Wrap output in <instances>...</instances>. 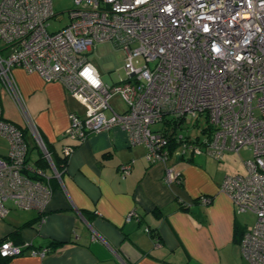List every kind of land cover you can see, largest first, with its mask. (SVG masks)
Masks as SVG:
<instances>
[{
    "label": "built area",
    "instance_id": "obj_1",
    "mask_svg": "<svg viewBox=\"0 0 264 264\" xmlns=\"http://www.w3.org/2000/svg\"><path fill=\"white\" fill-rule=\"evenodd\" d=\"M74 1L77 7L69 11L68 24L53 32L49 21L56 16L54 0L0 2V80L21 111L28 116L12 79L17 66L47 82H61L84 106L83 113H70L66 135L72 139L86 141L121 128L133 144L146 147L151 164H166L173 143L219 157L226 150L251 151L248 172L226 176L221 190L239 212L256 214L255 225L243 234L241 251L253 264H264V0ZM104 41L127 53L126 77L119 76L113 85L103 81L88 58ZM137 57L145 63L135 65ZM115 94L125 100L124 112L111 105ZM169 114L175 119L165 129L151 127L164 123ZM189 115L206 117L204 141L176 132ZM0 137L9 144L0 153V217L10 212L8 202L44 213L55 189L47 171L33 160V142L38 158L58 177L53 153L31 122L27 129L4 116L1 96ZM72 150L65 146V155ZM131 169V164L123 165V176ZM164 178L170 184L180 181L173 167L166 168ZM49 250L35 249L32 255L44 258ZM22 253L12 241L0 243L3 257Z\"/></svg>",
    "mask_w": 264,
    "mask_h": 264
},
{
    "label": "crops",
    "instance_id": "obj_2",
    "mask_svg": "<svg viewBox=\"0 0 264 264\" xmlns=\"http://www.w3.org/2000/svg\"><path fill=\"white\" fill-rule=\"evenodd\" d=\"M12 79L28 114L25 125L15 123L28 129L31 122L53 160L66 161L58 177L46 169L55 192L44 213L10 204L0 217V242L6 238L24 249L8 264H244L241 235L249 226L243 217L252 213L237 210L221 190V175L212 178L192 165L197 163L179 166L174 150L166 164H151L146 147L133 144L121 128L72 139L66 135L70 113L79 112L63 84L20 66ZM65 146L73 147L69 155ZM33 147L38 150L34 142ZM126 164L132 169L123 176ZM168 167L175 168L179 182L165 181ZM51 242L60 244L44 258L32 255Z\"/></svg>",
    "mask_w": 264,
    "mask_h": 264
},
{
    "label": "rangeland",
    "instance_id": "obj_3",
    "mask_svg": "<svg viewBox=\"0 0 264 264\" xmlns=\"http://www.w3.org/2000/svg\"><path fill=\"white\" fill-rule=\"evenodd\" d=\"M75 7H77V3L74 0H54L56 16L49 21V31L53 32L65 27L69 22V11ZM126 57L127 53L125 49L118 47L113 41L98 43L92 52L88 53L89 60L98 68L103 81L109 85H113L119 81V76H122L123 78L126 77V71L124 69ZM144 63L145 61L141 57H137L134 61L135 65H143ZM0 94L3 101L4 116L14 122L25 125L26 119L24 118L23 112L13 99L10 90L4 86L1 81ZM70 97L72 107L79 113H83L85 111L84 106L74 97ZM110 103L117 112L121 113L127 109L125 100L119 94H115L110 99ZM107 115L109 116L110 112H107ZM166 119L173 120L175 119V115L169 114ZM151 127L153 129L161 130L163 128L165 129L167 125L160 122L158 124H153ZM207 127L208 122L205 116L199 115L197 120V117L189 115L185 119L181 120V126L176 128V132L178 134H184V136L188 137L191 141H195L198 138L200 141H204L208 134L203 130ZM67 140L70 139L68 138ZM8 149V141L0 137V153L4 154L8 151ZM174 153L175 154L173 156H175V162L179 166L197 163L198 165H192L199 169H204L209 175H211L212 178L218 177L217 174L221 175L223 180L228 175H245L248 172L246 161L251 159L253 156L251 151L243 149L240 152L226 150L225 154L219 157L207 149H203L198 152L190 146H188V148L184 146H177L174 149ZM38 154V150H34L32 152V157L37 158ZM181 156L183 157L179 160V157ZM191 159H193V161L189 162ZM191 177V179L196 180L198 175L195 173L192 174ZM7 204L10 205L11 202H8ZM25 211L28 212L27 210ZM252 214H246L243 217L246 225L249 226V229L255 225L257 219L256 214ZM31 232L32 230L26 231L27 234ZM242 260L244 264H253L246 258Z\"/></svg>",
    "mask_w": 264,
    "mask_h": 264
},
{
    "label": "trees",
    "instance_id": "obj_4",
    "mask_svg": "<svg viewBox=\"0 0 264 264\" xmlns=\"http://www.w3.org/2000/svg\"><path fill=\"white\" fill-rule=\"evenodd\" d=\"M171 122H172L171 120H167V119L164 121V123L166 125L170 124ZM174 128H175V126H174ZM176 147H177V143H173L172 146H171V149L174 150ZM48 149L50 150L49 147H48ZM65 161H66V158H61V162L54 161V163H55L56 167L58 168V170H60V165H61L60 163L63 164ZM36 164L38 165V167H40V168H42L44 170L48 169V167H49L48 162L43 157H40L39 159H37L36 160ZM178 199H179V197H178ZM181 203H183L182 200H181ZM244 232L242 233L241 238L243 237ZM5 241H6V238L1 240L0 243H3ZM59 244H60V242H51V243H49L48 248L51 250V248L57 247ZM10 260H11L10 257L7 258V257H3V256L0 255V264H8L10 262Z\"/></svg>",
    "mask_w": 264,
    "mask_h": 264
},
{
    "label": "bare ground",
    "instance_id": "obj_5",
    "mask_svg": "<svg viewBox=\"0 0 264 264\" xmlns=\"http://www.w3.org/2000/svg\"><path fill=\"white\" fill-rule=\"evenodd\" d=\"M0 96H1V94H0ZM3 102V101H2ZM55 164V163H54ZM56 166V165H55ZM55 171L56 172H58V168L57 167H55ZM58 174H59V172H58Z\"/></svg>",
    "mask_w": 264,
    "mask_h": 264
},
{
    "label": "water",
    "instance_id": "obj_6",
    "mask_svg": "<svg viewBox=\"0 0 264 264\" xmlns=\"http://www.w3.org/2000/svg\"><path fill=\"white\" fill-rule=\"evenodd\" d=\"M24 250V249H23Z\"/></svg>",
    "mask_w": 264,
    "mask_h": 264
}]
</instances>
